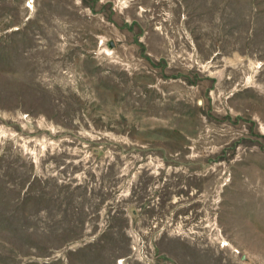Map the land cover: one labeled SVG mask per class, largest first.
Segmentation results:
<instances>
[{"label": "rangeland", "instance_id": "obj_1", "mask_svg": "<svg viewBox=\"0 0 264 264\" xmlns=\"http://www.w3.org/2000/svg\"><path fill=\"white\" fill-rule=\"evenodd\" d=\"M0 264H264V0H0Z\"/></svg>", "mask_w": 264, "mask_h": 264}]
</instances>
